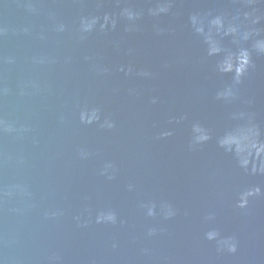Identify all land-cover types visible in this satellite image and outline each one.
Masks as SVG:
<instances>
[{
  "label": "water",
  "instance_id": "water-1",
  "mask_svg": "<svg viewBox=\"0 0 264 264\" xmlns=\"http://www.w3.org/2000/svg\"><path fill=\"white\" fill-rule=\"evenodd\" d=\"M0 264H264V0H0Z\"/></svg>",
  "mask_w": 264,
  "mask_h": 264
}]
</instances>
